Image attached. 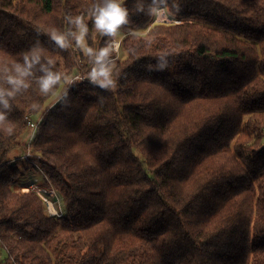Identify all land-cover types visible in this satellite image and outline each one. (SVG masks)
Returning a JSON list of instances; mask_svg holds the SVG:
<instances>
[{
    "label": "trees",
    "instance_id": "16d2710c",
    "mask_svg": "<svg viewBox=\"0 0 264 264\" xmlns=\"http://www.w3.org/2000/svg\"><path fill=\"white\" fill-rule=\"evenodd\" d=\"M104 2L0 0V264H264V0H166L178 20L123 38L115 89L67 85L31 143L63 217L15 179L10 153L77 68L75 19L91 39ZM118 2L142 26L165 4ZM34 54L14 90L7 77ZM45 71L59 76L47 92Z\"/></svg>",
    "mask_w": 264,
    "mask_h": 264
},
{
    "label": "rangeland",
    "instance_id": "374dc122",
    "mask_svg": "<svg viewBox=\"0 0 264 264\" xmlns=\"http://www.w3.org/2000/svg\"><path fill=\"white\" fill-rule=\"evenodd\" d=\"M155 7L164 8L165 4H158ZM166 11L172 18L178 20L176 18V16H174V14L172 15L173 12H172V10H169L168 6H167ZM155 19H156V15L152 14L151 21L145 26H142V24H134V23H130V22L128 23L127 22L128 23V25H127L128 31L127 32L124 29L122 30V28H120L118 30L117 34L115 35V38L110 37L106 41V43H104V44L101 43L104 35H102L96 29H95L94 33L91 35V39L87 38V36L85 34L83 37V41L78 44V48H79L78 53L76 56H74V63L78 69L76 67L70 69L67 77L65 78L64 81L61 82L57 91L45 101L42 109L33 115V120L38 121V119L41 118V121H42L43 114L45 113V111L57 103V101L60 99V97L63 95V93H65L68 84L75 83L76 81H78L77 80L78 75H81L82 77H84L83 81H89L88 76H89V73L91 72V70L94 66V55H89L87 53L88 48L93 49L94 52H98L99 49H101V48L112 46V44L114 42H120V46H119L118 50L115 49L114 51H112L110 53L109 58H108V62H109L108 64L112 69V71H111V74H112V72H113V70L117 64L116 61L118 59H123L125 57V55L127 54V52L122 50L123 38L128 34H135L138 36L148 34L149 31L151 30V28L156 23H158V22H155ZM123 31H125V32H123ZM79 34H80V32L78 29L76 37ZM119 56H120V58H119ZM31 134H32L31 128L27 129L25 134H23L22 144L10 153V156L13 159L12 163H14L16 165L18 164V167H19L18 173H17V175H15L16 176L15 179L17 181H24V183L26 182L27 184H30L31 180L34 178L41 179V177H42V175L40 174L39 168L36 166V164H34L33 162L28 161V160L23 158V154H25L26 151H28V149L32 153V156L30 157V159L32 161H34L35 163H37V165H39L45 171V169L42 165V160L44 159L43 153L40 150L33 148L32 145L30 146L28 144L29 139L32 138ZM34 138H35V133L33 136V140H34ZM46 174L50 178V176L47 172H46ZM52 183L56 187V184L53 181H52ZM26 188H30V187L26 186ZM57 190L62 197V193L60 192V190L58 188H57ZM33 191H35L42 198L43 204H44L45 195L40 190H33ZM62 202L64 204L63 200H62ZM44 206H45V204H44ZM64 206H65V204H64ZM6 258H7V251L5 250V248L0 246V260H5Z\"/></svg>",
    "mask_w": 264,
    "mask_h": 264
},
{
    "label": "clouds",
    "instance_id": "9594fccd",
    "mask_svg": "<svg viewBox=\"0 0 264 264\" xmlns=\"http://www.w3.org/2000/svg\"><path fill=\"white\" fill-rule=\"evenodd\" d=\"M156 0H154L155 4ZM142 10V9H141ZM167 10L166 0L165 7H151V13L160 16ZM95 29L102 35L114 37L122 25L128 22V10L122 7L118 0H105L103 5H98L93 11ZM75 24L79 29L80 34L76 37L77 43L83 41V37L87 32V25L83 23L82 18L77 17ZM51 40L55 42L60 48H66V35L58 32H52L50 35ZM113 46H108L99 49L98 52H94L93 49L88 48L87 53L94 55V66L89 73L88 79L91 83L98 85L102 89L113 90L116 88V82L111 76V67L108 64V58L110 53L114 51ZM40 61L39 55L25 56L24 65L17 64L15 66L16 75H9L7 77V83L12 85L14 90H19L20 87L26 88L28 85L25 83L24 78L31 75L30 69L35 63ZM51 63V62H49ZM59 80V76L52 71H45V74L39 78L41 90L47 92L52 88ZM5 90L0 89V101H3L4 106L7 108L8 103L3 100ZM7 95H13L12 91L7 92ZM6 118L4 113H0V121H4Z\"/></svg>",
    "mask_w": 264,
    "mask_h": 264
},
{
    "label": "built area",
    "instance_id": "2783aa9c",
    "mask_svg": "<svg viewBox=\"0 0 264 264\" xmlns=\"http://www.w3.org/2000/svg\"><path fill=\"white\" fill-rule=\"evenodd\" d=\"M175 21L177 20L172 18L167 13V11L161 14L160 16L156 15V19H155V22H158V23H172ZM112 46L114 47V49L118 50L120 46V42H114ZM83 78L84 77H82L81 75L77 76V80H84ZM40 122H41V118H39L38 121H35L33 119H29L28 121L29 127L32 130V134H31L32 138H30L28 141V144L30 146L33 141L34 133L36 134V131H37V128ZM31 156H32V153L30 152L29 149L28 151H26L25 154H23L24 159L36 164V166L39 168V171L42 177L40 176L41 179L39 178L32 179L31 183L29 184V187L32 190H40L45 195V198H44L45 211L47 212L49 216L63 217L66 214V209L64 208L61 195L59 194L57 188L54 186V184L52 183L51 179L48 177L46 172L39 165H37V163H35L34 161L30 159ZM2 264H16V263H13V262L5 263L4 262Z\"/></svg>",
    "mask_w": 264,
    "mask_h": 264
}]
</instances>
